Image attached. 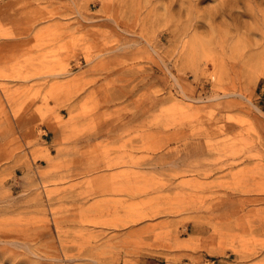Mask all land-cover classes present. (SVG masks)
Here are the masks:
<instances>
[{
	"label": "rangeland",
	"instance_id": "374dc122",
	"mask_svg": "<svg viewBox=\"0 0 264 264\" xmlns=\"http://www.w3.org/2000/svg\"><path fill=\"white\" fill-rule=\"evenodd\" d=\"M0 264H264V0H0Z\"/></svg>",
	"mask_w": 264,
	"mask_h": 264
}]
</instances>
